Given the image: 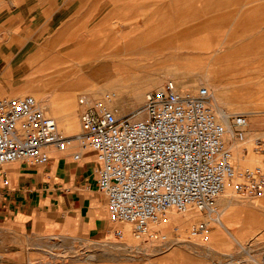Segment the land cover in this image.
I'll list each match as a JSON object with an SVG mask.
<instances>
[{
    "label": "rangeland",
    "instance_id": "1",
    "mask_svg": "<svg viewBox=\"0 0 264 264\" xmlns=\"http://www.w3.org/2000/svg\"><path fill=\"white\" fill-rule=\"evenodd\" d=\"M108 1L110 0H104V2ZM164 1L167 2L169 11L178 13L166 16L154 14L159 7L164 8ZM120 6L124 8L126 14L120 15L119 28L117 24L111 22L112 19L104 24H98L95 21L85 23L79 21L78 16L77 20L66 25V30L52 32L46 38V45L35 49L36 52L39 50L40 62L38 58L33 64L27 62V67L35 68L45 59L55 55L65 64L63 66L66 71L71 68L75 70L79 68L81 71L84 70V73L90 71L92 79L88 85L73 86L71 90L65 91L59 88L56 91L54 87H46L44 83L46 78L40 76L35 86L29 84L30 87L27 88H16L10 95H0V99L32 95L43 99L38 101L41 106L49 107L50 102H55L56 106L65 111L68 110L69 104L61 98L62 96L61 99L57 96L69 93L68 96H74L75 100L73 99L72 103L77 109L80 121L82 108L78 102L79 97L84 94L94 101L102 102V96L107 94H103L100 90V85H103L101 77L105 72L100 68L104 64H110L112 67L107 71L108 74H115L120 69L119 66L126 63L129 66L126 69L135 74L147 72L151 76H166L157 87L146 90L147 95L162 87L168 80L176 82L180 79L167 71L173 66H181L182 71H187L189 80L195 79L196 74L207 72L212 75L218 74V69L223 67L226 76L220 74V77H225L222 106L226 111L231 112V122L234 116L246 114L249 123L246 128L247 138L244 142L232 139L230 133L224 136L232 156V164L238 170L264 168V151L257 150L255 142L258 138L264 139V91L261 86L264 83V0H120ZM137 11H145L147 15H135ZM131 15H135V18L133 19ZM143 17L149 23L146 25V30H130ZM161 18L167 19V23L160 22ZM213 34H217L218 39H221L220 43L226 40V46L212 48L194 46H208V41ZM4 38L7 36L5 35ZM200 38L204 39L200 40ZM124 42L131 45L124 46ZM14 43L21 44V41H14ZM21 47L22 45H10L2 46L0 49H4L8 55L12 52L15 56L24 48ZM79 48L101 51L90 55L88 60L86 53L73 54ZM113 63H118L119 66L117 64L114 66ZM18 75L19 73L17 77ZM217 78L218 76H214V79ZM20 80L15 78L14 81L21 82ZM176 85L180 92H183L179 83ZM203 87H205L204 84L184 93H195ZM85 89L90 91L79 94L75 92ZM147 95L143 100H134L124 95L119 102L116 116H135L144 106ZM213 103L216 110L214 97ZM249 111H258L259 114L247 113ZM70 138L73 141L76 140L75 136ZM237 146H240L242 151L241 157L247 159L245 163H239L235 157ZM78 150L79 148L76 147L69 153L66 152L65 159L77 163L73 161L72 155L74 156ZM25 162H29L26 164L36 166L38 169L45 168L30 161ZM228 189L232 194L230 207L221 212L217 207L219 198L216 202V210L224 225L211 221L209 215L195 210H189L186 213L172 210L171 215L166 213V216L161 217L159 224L150 228L151 235H159L157 239L150 236L139 237L132 226L115 223V226L111 225L104 229L102 236L76 237L70 233H62L38 240L35 244V253L29 255L28 262L32 264H97L110 261H135V264H237L242 258L246 261L244 264H259L261 254L264 252V189L253 197L239 194L233 186ZM84 190L88 194L93 193L94 190L101 196L102 202L96 203L95 206L102 208V216H105L106 223L111 224L113 221L110 218L104 194L94 186ZM89 197L86 195L84 198L90 200ZM91 208V212L95 211L94 207ZM87 216L91 219L90 216L93 215ZM169 217L171 220L163 222ZM215 217L212 216V218ZM95 218L98 217L94 216ZM201 222H208V228L200 235L193 236L192 232ZM249 227L252 228V232L245 235ZM232 228H237L239 232H232L230 230ZM116 230L123 231L122 240L115 238ZM10 242L4 232H0V262H6L10 260V257H15L10 254Z\"/></svg>",
    "mask_w": 264,
    "mask_h": 264
},
{
    "label": "built area",
    "instance_id": "2",
    "mask_svg": "<svg viewBox=\"0 0 264 264\" xmlns=\"http://www.w3.org/2000/svg\"><path fill=\"white\" fill-rule=\"evenodd\" d=\"M78 102L81 133L74 141L95 153L96 185L111 220L132 226L137 236L157 239L150 226L170 210H195L218 220L216 200L228 182L236 181V191L247 197L264 189V168H235L224 141L228 133L246 140L248 116H234L227 127L206 87L183 93L168 80L147 95L133 117H118L107 104L84 94ZM71 141L34 96L0 99V166L16 161L48 165L51 151L65 153ZM255 142L264 151V139ZM73 159L81 161L82 156L76 153ZM207 228L201 222L192 235ZM114 236L122 240L123 231L116 230ZM244 263L240 258L237 264ZM259 264H264V252Z\"/></svg>",
    "mask_w": 264,
    "mask_h": 264
},
{
    "label": "crops",
    "instance_id": "3",
    "mask_svg": "<svg viewBox=\"0 0 264 264\" xmlns=\"http://www.w3.org/2000/svg\"><path fill=\"white\" fill-rule=\"evenodd\" d=\"M163 4L164 8L159 7L154 14L166 16L178 13L170 12L166 1ZM124 14L126 13L120 6V0H0V48L10 45L24 47L15 56L12 52L8 55L4 49H0V95H10L16 88H27L28 82L22 80L35 78L41 72L40 66H36L37 69L29 68L27 62L33 64L37 58L40 60L39 50L36 52L35 49L46 45V38L52 32L66 30V25L77 20L78 16L79 21L85 23L95 21L104 24L112 19L111 22L119 28L120 15ZM134 14L144 16L147 12L137 11ZM135 15H131L133 19ZM160 22L166 24L167 19L161 18ZM148 24L143 17L130 30H146ZM5 35L7 38H4ZM216 35L208 38L210 41L207 48L226 46L227 41L223 39L224 43H220L221 39ZM202 39L204 38H200ZM18 40L21 44L14 43ZM15 78L21 79V82L14 81ZM261 86L264 91V83ZM64 158L65 156L61 157L60 163L50 161L44 169H30L28 164L25 168L0 167V232H4L10 239V254L15 256L0 264H32L28 262L29 255L35 253L36 242L45 237L62 233H70L76 237L102 236L104 229L115 226L113 222L106 223L105 216L101 214L102 208L95 206L96 203L99 204L95 192L88 194L84 190L90 186L97 188L95 158L92 162L83 164V170ZM5 180L9 181V185H5ZM86 195L90 196V200L84 198ZM91 207L95 211L91 212ZM87 215L93 216L90 219ZM94 216L98 218L94 219ZM230 230L239 232L237 228ZM251 232L252 228L249 227L245 235ZM97 264H135V261Z\"/></svg>",
    "mask_w": 264,
    "mask_h": 264
},
{
    "label": "bare ground",
    "instance_id": "4",
    "mask_svg": "<svg viewBox=\"0 0 264 264\" xmlns=\"http://www.w3.org/2000/svg\"><path fill=\"white\" fill-rule=\"evenodd\" d=\"M123 44H124V46H130L131 45L130 43H127V42H124ZM194 46L205 47V48L208 47V46H204V45H194ZM80 49L81 48H79L78 51L76 50L75 53H73V54L77 55V53H79V54L86 53V55L88 56V60H90V58H89L90 55H92L93 53H98V51L99 52L101 51V50H94V49L91 50L88 48H86V50H80ZM75 60H77V59H75ZM113 64H114V66H115V64L118 65V63H113ZM63 65H65V64L62 61H60V59L58 57H56L55 55L50 57V58H47L40 65V71L41 72L38 74L35 73L36 74L35 78H29V79H26V81L28 82V84H32V86H35V83L38 82L37 78L42 76V77L46 78V80L44 81V83L46 84V87H51V88L54 87L56 91H58L59 88H63L64 89L63 91H65L67 89L71 90L73 86L88 85V83L92 79V75H91L92 73L90 71L87 73H84L83 72L84 70L81 71V69H79V68H77V70L71 68V70L66 71V68ZM82 67H84V66H82ZM110 67H111L110 64H104L101 66V68H100L101 71H105L101 77L102 82L101 81H96V82H99V83L101 82L103 85H100L99 83H96V82H95V84L100 85V90L102 91L103 94L107 93L106 95L102 96V99H103L102 102L106 103L108 105V107L116 115H117V108L120 104L119 102L123 98L124 95H127L128 97L134 98V100L135 99L143 100L144 97L147 95V94H145L146 90H150L152 88L157 87L166 78V76H163V75L159 76V77L151 76L147 72L142 73V74H135V73L129 72L130 70L126 69L129 67L126 65V63L125 64L122 63V65L119 66L120 69L118 71H116L115 74L114 73L108 74L107 71L110 69ZM87 69H89V67ZM167 71H170V73H169L170 75H171V73H173V74H175L174 75L175 77L180 78L179 80H176V82L179 83V85L181 86L183 93L185 91H191L192 89H197L198 86H200V85L202 86V84H204V86L213 94L215 104H216V112L220 116V120L227 127H229V128L232 127V122L230 120L232 114H231V112L226 111L222 106V103L224 102V98L222 96V90L225 87L223 79H225V77L224 78L220 77V74H223L224 76H226L223 67H221V69H218V72H219L218 74L216 73V74L212 75L211 73H208V72L205 74H196L194 76L195 79H192V80H189V78H188L189 74L187 73V71L181 70V66H178V67L173 66L172 68H170V70H167ZM214 76H218V78L214 79ZM173 82L176 83L175 81H173ZM83 91H85V92H83ZM88 91H90V90L85 89L82 91L78 90L75 92H76V94H79V93H86ZM64 94L66 95V93H64ZM68 94L66 96L63 94L57 96V98H59V99L64 98V101L69 104L68 110L62 111L60 107L56 106L55 102H50L49 107H44V106L43 107L46 109V112H48L47 114L50 115L51 117H53L57 121L58 127H60V131H61V133H63L62 134L63 136H65V137H74L75 136L76 137L81 133V122L79 121V117L77 115V113H78L77 109L72 103L74 96L70 97V96H68ZM36 97L37 96H35V98ZM15 98H17V97H15ZM75 98H76V96H75ZM36 99L38 101L43 100V99H40L39 97ZM247 113L259 114L258 111H249ZM233 138L234 137L232 136V139ZM249 142H250V140H249ZM76 147L79 148L77 153H80L82 156L81 161H79L76 164L80 166V170H83L82 165L85 163L92 162L91 160L95 157V153L90 149H83V148L81 149L79 147V145L77 144V141H71L70 142L69 150L67 151V153H69L70 151H72ZM65 153H60V152L54 150L53 152H51L52 155H50V159H51V161L60 163L62 161L61 157L63 158ZM241 156H242V151L240 149V146H237L235 149V157L239 163H245L247 161V159H245L244 157L242 158ZM72 157H73V155H72ZM26 163H29V162L16 161V162L9 163V164H3L0 167L5 166V168L6 167L8 168V167L18 166V167L25 168V165L27 166ZM28 167L30 169L34 168V166H31V165H28ZM59 167H61V166H59ZM35 168H37V167L35 166ZM93 169H94V167H93ZM90 170H92V169H90ZM231 186H233L234 190L236 191V181H231V182H228L226 184L224 191L218 197L219 201H218L217 207L220 208L221 212L226 211L230 207V204L232 202V194H231V191H229V189H228L229 187L231 188ZM95 196H96V199H98V202L100 204L102 202L101 196L99 194H96V193H95ZM216 202H217V200H216ZM172 213H173L172 210L167 212V214H169V215H171ZM165 220L168 221V220H171V218L169 217L167 219H164L163 222ZM211 221H213L215 223H219L221 225H224V222L221 220V218H219L218 220H212L211 219ZM189 223H191L190 219H189ZM207 225H209L208 222H207ZM152 226H153V224L150 226V228ZM188 244H189V242H188ZM191 244H193V243H191ZM178 245H180V244H178Z\"/></svg>",
    "mask_w": 264,
    "mask_h": 264
}]
</instances>
